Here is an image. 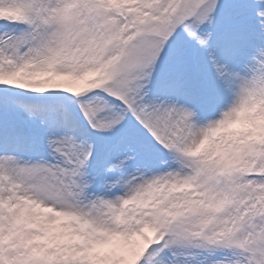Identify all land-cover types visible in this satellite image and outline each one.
I'll return each mask as SVG.
<instances>
[{
    "label": "snow or ice",
    "instance_id": "6c2138e0",
    "mask_svg": "<svg viewBox=\"0 0 264 264\" xmlns=\"http://www.w3.org/2000/svg\"><path fill=\"white\" fill-rule=\"evenodd\" d=\"M0 264H264V0H0Z\"/></svg>",
    "mask_w": 264,
    "mask_h": 264
}]
</instances>
